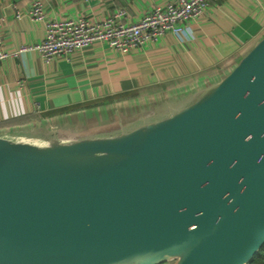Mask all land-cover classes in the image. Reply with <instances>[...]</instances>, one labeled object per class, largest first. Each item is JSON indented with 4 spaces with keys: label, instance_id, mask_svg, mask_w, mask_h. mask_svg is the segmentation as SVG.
I'll return each instance as SVG.
<instances>
[{
    "label": "water",
    "instance_id": "1",
    "mask_svg": "<svg viewBox=\"0 0 264 264\" xmlns=\"http://www.w3.org/2000/svg\"><path fill=\"white\" fill-rule=\"evenodd\" d=\"M264 245V36L170 116L45 145L0 133V264H249Z\"/></svg>",
    "mask_w": 264,
    "mask_h": 264
},
{
    "label": "crops",
    "instance_id": "2",
    "mask_svg": "<svg viewBox=\"0 0 264 264\" xmlns=\"http://www.w3.org/2000/svg\"><path fill=\"white\" fill-rule=\"evenodd\" d=\"M34 0H0V44L14 51L40 44L45 22L101 21L125 10L137 22L173 0H42L45 22L28 11ZM21 17H17V13ZM264 36V0H210L179 35L123 55L97 42L47 63L36 50L0 63V133L45 145L116 136L164 119L220 82Z\"/></svg>",
    "mask_w": 264,
    "mask_h": 264
},
{
    "label": "built area",
    "instance_id": "3",
    "mask_svg": "<svg viewBox=\"0 0 264 264\" xmlns=\"http://www.w3.org/2000/svg\"><path fill=\"white\" fill-rule=\"evenodd\" d=\"M209 7L210 0H173L163 7L153 8L134 23L123 21L125 10L97 22L85 17L45 22L42 0H34L28 15L34 22H45L44 41L14 51H8L0 44V63L31 50L38 51L43 60L50 63L57 57L70 55L97 42L126 55L158 42L168 33L181 34L189 22L200 18ZM17 17H21L20 12Z\"/></svg>",
    "mask_w": 264,
    "mask_h": 264
},
{
    "label": "trees",
    "instance_id": "4",
    "mask_svg": "<svg viewBox=\"0 0 264 264\" xmlns=\"http://www.w3.org/2000/svg\"><path fill=\"white\" fill-rule=\"evenodd\" d=\"M249 264H264V245L259 250V252L256 253V255Z\"/></svg>",
    "mask_w": 264,
    "mask_h": 264
},
{
    "label": "rangeland",
    "instance_id": "5",
    "mask_svg": "<svg viewBox=\"0 0 264 264\" xmlns=\"http://www.w3.org/2000/svg\"><path fill=\"white\" fill-rule=\"evenodd\" d=\"M174 261L168 262V263H163V264H174Z\"/></svg>",
    "mask_w": 264,
    "mask_h": 264
}]
</instances>
